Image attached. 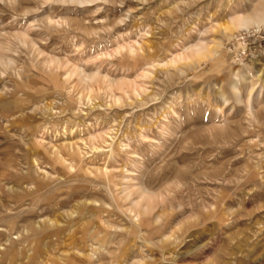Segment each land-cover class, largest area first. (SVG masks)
Wrapping results in <instances>:
<instances>
[{"label": "rangeland", "instance_id": "rangeland-1", "mask_svg": "<svg viewBox=\"0 0 264 264\" xmlns=\"http://www.w3.org/2000/svg\"><path fill=\"white\" fill-rule=\"evenodd\" d=\"M0 264H264V0H0Z\"/></svg>", "mask_w": 264, "mask_h": 264}, {"label": "bare ground", "instance_id": "bare-ground-1", "mask_svg": "<svg viewBox=\"0 0 264 264\" xmlns=\"http://www.w3.org/2000/svg\"><path fill=\"white\" fill-rule=\"evenodd\" d=\"M261 8V7H260ZM259 10V9H258ZM257 12V11H256ZM253 21L254 20H252V19H250V17L249 18H242V20H240L239 22V24H240V26H242V27H248L249 25H251L252 23H253ZM238 22V21H237ZM257 23V22H256ZM238 24V23H237ZM254 24V23H253ZM258 29V28H257ZM207 47V46H206ZM205 49V48H204ZM202 50V49H198V51H196L197 53H196V56L198 57V58H203V59H201L202 61V63H204V62H206V59H210L211 58V56L210 55H212V51L211 50ZM207 52H209L210 54H207ZM209 61V60H208ZM196 63V62H195ZM179 70V69H178ZM141 90V89H140ZM139 92V91H138ZM136 93V92H135Z\"/></svg>", "mask_w": 264, "mask_h": 264}]
</instances>
